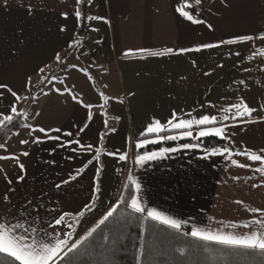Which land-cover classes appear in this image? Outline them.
Instances as JSON below:
<instances>
[{
    "label": "crops",
    "instance_id": "0c3cea01",
    "mask_svg": "<svg viewBox=\"0 0 264 264\" xmlns=\"http://www.w3.org/2000/svg\"><path fill=\"white\" fill-rule=\"evenodd\" d=\"M185 2L92 0L90 5L81 6L82 12L85 16L103 17L107 23L85 20L78 27L72 15L75 0H7L6 5L5 0H0V84H7L19 94L28 95L29 100L32 95H39V99L30 104L34 112L29 124L58 127L75 134L86 120L87 109L74 102L70 95L61 96L51 92L45 96L36 87L25 90L29 77L33 85L41 79L39 68H44L49 76L54 73L63 83L57 81L45 85V90L60 88L63 91L69 88L83 99L84 104L96 105L92 108L93 121L85 133L79 135L83 143L92 144L103 153L116 149L128 151L129 138L133 141L139 138L140 132L153 117L166 122L172 110L192 112L193 116L209 112L217 114L215 109L207 106L200 109V105H207L211 101L217 106H227L228 103L238 102L239 97H243L250 107L259 108L264 103V57L249 59L254 48L264 46L259 40L231 46L241 52L243 60L229 56L228 46L210 52L159 58L140 59L123 55L129 49L178 50L202 42H219L264 33V0H201L199 5L196 0H188L192 5L188 10L212 24L215 31H210L204 25H189L179 17L175 9ZM29 4L34 10L32 15L26 10ZM65 11L70 13L67 20L61 17ZM62 26L66 31L59 30ZM76 40L81 41L80 49L87 48V56L83 59L84 69L89 74L93 71L95 79H89L70 67L65 76H59L61 64L56 63L55 55L59 53L65 60L72 56L79 48L71 50L69 54L68 44ZM191 58L197 60L196 68H193ZM218 63L224 67H216ZM205 71L212 72V75L204 76ZM242 79L246 86L239 83ZM101 93L109 101L106 109L99 107L104 103ZM129 93L134 95L128 96ZM93 96L98 98L97 103ZM117 99H122L124 103H116ZM26 101L18 104V111H23L27 118L29 106H26ZM11 102L12 97L6 94V99L0 100V111H4ZM116 116L121 117L119 123L115 120ZM254 116L264 117V112L254 113ZM105 119L109 121L108 129L118 131L113 133L105 129ZM229 131L240 133L234 138L237 150H240V145L254 151L264 149V122L247 125L243 132L240 128ZM105 132L108 134L101 141L100 135ZM16 133L19 135H13L7 141L8 153L0 150V155L19 154L27 149L29 156H21L26 174L20 172L14 161H0V194L15 188L17 191L10 195L16 203L28 199L35 204L42 201L49 209L55 207L57 211H71L73 214L82 209L85 203L91 202L90 178L94 175L91 166L78 181L63 185L61 189L55 187L62 180L69 179L75 168L91 158L90 155L77 156L41 133L34 135L39 136L43 143L21 145V139L31 140V137L25 128ZM62 139L66 141L71 138ZM75 147L72 145V148ZM203 149L180 150L143 166L133 163L135 158L132 160V152H129L126 162L102 155L101 160L105 165L104 190L100 199L95 200L94 212L86 213L80 220L76 229L78 235L95 226L118 203L131 165V175L141 189L135 195L147 207L187 222L182 224L180 233L190 236L193 227L236 234L247 231L225 225L255 218L246 211L249 207L264 209V186L250 187L253 183H264V177L248 169L233 167L223 156L202 160ZM68 157L73 158L69 160ZM236 159L251 163L242 157ZM17 175H25L19 184L16 183ZM236 176L239 179H234ZM8 179L12 180L11 185ZM237 200L243 204H236ZM40 212L43 215L39 219L45 221L42 227L47 228L46 221H50L56 213L49 214L44 208Z\"/></svg>",
    "mask_w": 264,
    "mask_h": 264
},
{
    "label": "snow or ice",
    "instance_id": "6c2138e0",
    "mask_svg": "<svg viewBox=\"0 0 264 264\" xmlns=\"http://www.w3.org/2000/svg\"><path fill=\"white\" fill-rule=\"evenodd\" d=\"M91 3L92 0H75L76 7L72 15L75 16L78 27L81 26L85 20H102L107 23L103 17L84 15L81 6L90 5ZM200 3L201 0H196L197 5ZM6 4L7 0H5V5ZM190 8H192V5L186 0L183 6L176 7L175 11L179 14V17L187 21L189 25H204L210 31H215L212 24L196 16L194 11H189L188 9ZM26 10L29 15L33 14L34 10L31 4L28 5ZM61 17L67 20L70 17V13L67 11L62 12ZM59 30L64 32L66 28L62 26ZM92 30L96 31V29ZM196 30L200 31V29ZM256 40L261 41L262 45H264V33L237 36L230 39H223L219 42H202L192 47H184L178 50H174L173 48H165L161 51H154L151 49H129L124 52L123 55L125 57L136 56L140 59H146L148 57L159 58L173 55H186L189 53L210 52V50L228 46L229 56L234 55L243 60L244 56L241 52L238 49H232L231 46L255 42ZM80 44V40L69 42V54L71 50L78 49ZM81 54L83 55L84 53ZM255 56L264 57V46L254 48L249 59ZM55 60L58 65L65 62V58L59 53H56ZM191 64L193 68L198 66L195 58H191ZM69 67L82 72L91 79L86 69H80L76 65H70ZM216 67L223 68L224 65L218 63ZM245 71H248V69H245ZM38 72L41 76L39 82L33 85L31 77H29L25 85V90L30 91L33 87H36L40 90V94L45 96L49 95L51 92H55L61 96L70 95L74 102L88 110L86 120L82 123V126L78 127L77 133L75 134L71 131H62V129L58 127L45 128L43 126H32L29 123L19 124L20 127L28 130V134L31 137V140L21 139L19 143L21 145L43 143L44 141L41 140L39 136L34 135L35 133H41L46 139L57 141L60 147L71 150L77 156L90 155L91 158L82 161L81 165L75 168L74 174H70L69 179L62 180L60 183H57L55 187L61 189L63 185H70L73 181H78L79 178L84 177L91 166L94 168V175L90 178L91 196L93 199L91 202L85 203L82 209L73 214L71 211H57L55 207L49 209L42 201L39 204H35L33 200L28 199L26 202L21 200L19 203H16L13 196L10 195V193H15L17 191L15 188H9L6 193L0 194V254L11 258L13 264H71L72 254L78 253L81 248L85 246L86 242L94 240V234L97 233V230L100 229L102 225H105L109 217L113 215L115 207L110 208L107 213L97 221L95 226L89 228L83 235H78L76 229L79 226L80 220L86 213L94 212L93 205L95 204V200L100 199L103 193L105 165L101 160L102 155L106 154L107 156L114 157L119 162H126L129 159V152H133L135 156L133 163L138 166H143L147 162L163 159L170 153L200 148L199 143L194 144L189 142L183 143L179 145V147H164L160 148L159 151H147L146 149L149 145L185 139L190 141H203L206 138L215 137L220 141H224L225 146L223 148L214 147L211 150L207 148L203 149L204 155L201 156L200 159L206 160L212 156H223L233 167L248 169L264 177V149L254 151L247 148L246 145H240V150H237L236 140L234 138L240 133L229 131V129L240 128L241 132H243L246 131L247 125L264 122V117L257 118L254 116V113L264 112V103H262L259 108H256L250 107L243 97L237 98L238 102L228 103L227 106H217L215 103L209 101L207 105L201 104L200 109H204L205 106H207L208 108L215 109L217 114L209 112L199 116H193L192 112H184L183 110L177 112L176 110H172L166 122H162L160 119L153 117L147 127L140 132L139 138L134 141L129 138L127 141L128 151L116 149L114 152L110 151L103 153L100 148H95L92 144L83 143L79 135L85 133L86 129L89 128L90 123L93 121L94 113L92 112V108L96 105L84 104L83 99L78 98L69 88H65L63 91H61L60 88H49L45 90L41 86L51 85L57 81L63 83V81H60L59 77L55 76L54 73L51 74V76L45 74L44 68H39ZM203 75L211 76L212 72L205 71ZM239 83L246 86V82L243 79L240 80ZM0 89L4 90L0 91V100L6 99V94H10L12 97V102L7 105L4 111H0V129L7 128L9 125L16 127L18 123L17 118L25 116L24 112L18 111V104L24 100H28L29 96L19 94L7 84H0ZM132 95H134V93L128 94V96ZM30 99L35 102L39 99V95H32ZM101 99L104 103L100 104L99 107L106 109L109 102L108 98L101 93ZM116 103L123 104L124 101L122 99H117ZM36 115L39 116L40 114L36 113ZM120 119V116L115 117L118 123ZM103 123L105 129H108L109 121L105 119ZM108 131L114 133L118 130L113 128L108 129ZM52 133H59L60 135L53 136L51 135ZM13 134L19 135V133ZM107 134L108 132H105L103 135H100V140L103 141L104 136ZM62 137H70L71 139L65 141ZM72 145H76V147L72 148ZM141 149H145V151L141 152ZM0 150L4 153H8L7 142L0 143ZM21 156H29L27 149H24L19 154L0 155V161H14L19 167L20 172L26 174V168L24 163L21 162ZM236 157H242L244 161H249L251 163H245L236 159ZM72 158L73 157H68L69 160ZM52 163H55V161H52ZM254 165L258 166L254 167ZM5 177L7 178V173H5ZM24 179L25 175H17L16 183L19 184ZM234 179H239V177L236 176ZM249 179H252V177H249ZM7 182L9 185L12 184L11 179H8ZM133 185L134 191L139 193L141 191L140 185L130 174L128 176V183H126L124 187L125 189H132ZM262 186H264V183H253L250 185L252 188ZM123 202L127 203V207L130 208L133 213L139 214L136 217L137 219H140L142 216L144 219L156 221L176 232L181 230L182 224L187 223L170 218L156 211L154 208L147 207L142 204L138 195L135 194L130 195V199ZM235 203L243 204L240 200L235 201ZM41 208H44L49 214L53 212L56 213V215L52 216L50 221H46L47 228L42 227L45 221L39 219V217L43 215V213L40 212ZM246 211L251 213L255 218L240 223L225 225L233 229H247V231L242 234H236L235 232L224 233L221 231H207L205 229L193 227L189 235L193 239L205 243H214L229 249L258 253L261 257H264V209L249 207ZM58 226H61L59 230H57ZM49 228L52 229V231H48ZM104 239L107 242L109 238L105 236ZM139 239L141 243L136 249L135 264H143L142 257L144 256L145 249L143 231H141ZM91 246V244H88L87 247ZM85 251H87V248H85ZM177 251L181 255L184 254L183 248H179Z\"/></svg>",
    "mask_w": 264,
    "mask_h": 264
},
{
    "label": "trees",
    "instance_id": "16d2710c",
    "mask_svg": "<svg viewBox=\"0 0 264 264\" xmlns=\"http://www.w3.org/2000/svg\"><path fill=\"white\" fill-rule=\"evenodd\" d=\"M45 86V85H43ZM41 86V87H43ZM16 127L9 125L0 129V143H5L22 127L19 124L30 123V120L21 116ZM199 143L201 148H223L224 141L215 137H209L203 141L181 140L168 141L157 145H149L147 151H159L164 147H178L183 143ZM141 152L145 149H141ZM135 158L132 152V160ZM132 172V165L128 176ZM128 176L124 185L128 183ZM123 185L118 203L114 206L115 211L109 217L105 225H102L94 240L86 242L78 253L72 254L71 264H135L136 249L140 246V233L144 234L143 264H264V257L258 253L244 252L238 249L225 248L214 243H205L195 240L183 233L176 232L151 219H140L139 214L133 213L127 207L130 195L135 194L132 189H125ZM109 239L106 242L104 237ZM91 244V247H87ZM87 248V251H85ZM183 248L181 255L177 249ZM0 264H13L11 258L0 254Z\"/></svg>",
    "mask_w": 264,
    "mask_h": 264
},
{
    "label": "rangeland",
    "instance_id": "374dc122",
    "mask_svg": "<svg viewBox=\"0 0 264 264\" xmlns=\"http://www.w3.org/2000/svg\"><path fill=\"white\" fill-rule=\"evenodd\" d=\"M81 53H84V54L82 55ZM85 56H87V48H86V46L83 47V49L79 48L78 50H76V52L72 56L67 57L65 62L60 65L61 72L59 73V76H65V74L68 71V67L70 65H76L78 68L84 69V60L83 59L85 58ZM90 76L92 77V79H95V75H94L93 71L90 72ZM96 82H97V80H96ZM95 85H98V83H96ZM94 97L95 96H93V99H95ZM97 100H98V98L96 97L94 102L97 103ZM31 102L33 103V101L31 99L30 100L28 99L26 101V106L27 105L29 106L28 111L26 110V112H27V120L30 119V117L33 115V112H34V107H32L33 104ZM30 104H32V105L30 106ZM22 106H23V104H22ZM23 107H21V109Z\"/></svg>",
    "mask_w": 264,
    "mask_h": 264
}]
</instances>
